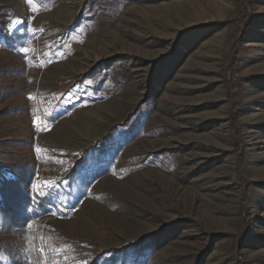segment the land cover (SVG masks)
<instances>
[{
  "label": "rangeland",
  "instance_id": "1",
  "mask_svg": "<svg viewBox=\"0 0 264 264\" xmlns=\"http://www.w3.org/2000/svg\"><path fill=\"white\" fill-rule=\"evenodd\" d=\"M235 1L54 0L41 8L0 0L6 36L22 26L28 35L21 56L0 43V87L9 89L0 151L34 161L33 187L63 178L84 150L136 115L111 173L67 217L31 227L42 246L52 231L61 237V264H85L149 234V264H264V0L247 11L246 34L234 33L243 41L238 71L224 68L230 31L218 23ZM100 60L110 75L96 90L81 79ZM156 153L171 162H151Z\"/></svg>",
  "mask_w": 264,
  "mask_h": 264
},
{
  "label": "trees",
  "instance_id": "2",
  "mask_svg": "<svg viewBox=\"0 0 264 264\" xmlns=\"http://www.w3.org/2000/svg\"><path fill=\"white\" fill-rule=\"evenodd\" d=\"M33 1L41 8H47L54 0ZM256 1L236 0L234 13L224 21L218 22L227 25L230 31L223 53L224 68H234L235 71H238L242 58L241 42L243 41L235 37L234 33L242 34L245 31L243 34H246V31L251 27L254 18L248 17L247 11L252 9V5ZM245 13L246 19L241 21ZM79 19L80 17L77 16L75 20ZM74 24L76 25L75 22ZM27 36L26 27L22 26L21 30L17 31L13 37H8L0 23V43L4 49L14 51L16 56H21L18 46L24 39H27ZM108 68L107 62L100 60L83 75L81 81L94 80L98 86L94 88L100 90L104 88V82L110 75ZM14 74L20 75L21 72H14ZM238 82L241 83L240 80ZM240 86L238 85L237 88ZM8 91L7 87H0V102L6 98ZM230 101V106L233 107L236 104V97L231 96ZM135 116V112H132L121 124L109 129L95 144L81 153L63 178L54 180L50 185L41 184L33 187L31 179L35 169L32 159L9 153L6 148L0 151V264H47V257L51 258L53 264H61L64 251L57 249L61 246L59 245L61 237L52 231V240L45 242L42 246L31 227L39 223L42 218L52 214L67 217L69 208L77 209L82 200L88 196L89 189L101 177L111 173V164L119 152L121 142L127 136L132 135ZM44 118H47L52 124H56L60 120V116L50 115ZM233 128V138L236 140L239 134L236 124L233 125ZM21 143L8 141L6 144L24 147ZM162 155L156 153V155H149V158H151V162L168 165L171 158L165 154L162 158ZM7 175L9 176L7 177ZM246 228L244 226L240 230V235L243 237L247 232ZM152 237L153 234H149L141 237L135 243L94 252L85 264H149ZM232 244L237 245L235 240L232 241ZM41 247L44 255L41 252Z\"/></svg>",
  "mask_w": 264,
  "mask_h": 264
},
{
  "label": "snow or ice",
  "instance_id": "3",
  "mask_svg": "<svg viewBox=\"0 0 264 264\" xmlns=\"http://www.w3.org/2000/svg\"><path fill=\"white\" fill-rule=\"evenodd\" d=\"M29 3L32 2V0H28ZM16 23H20L19 21H17ZM30 99H34L33 97H30ZM37 151H41L40 149H37ZM57 163H60L59 161H57ZM46 184H50V182H46Z\"/></svg>",
  "mask_w": 264,
  "mask_h": 264
}]
</instances>
